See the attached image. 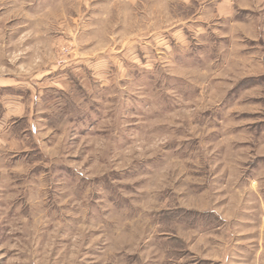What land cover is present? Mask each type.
Segmentation results:
<instances>
[{
    "label": "rangeland",
    "instance_id": "rangeland-1",
    "mask_svg": "<svg viewBox=\"0 0 264 264\" xmlns=\"http://www.w3.org/2000/svg\"><path fill=\"white\" fill-rule=\"evenodd\" d=\"M0 264H264V0H0Z\"/></svg>",
    "mask_w": 264,
    "mask_h": 264
}]
</instances>
